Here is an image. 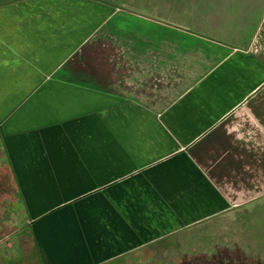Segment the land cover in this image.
I'll list each match as a JSON object with an SVG mask.
<instances>
[{
	"label": "crops",
	"instance_id": "1",
	"mask_svg": "<svg viewBox=\"0 0 264 264\" xmlns=\"http://www.w3.org/2000/svg\"><path fill=\"white\" fill-rule=\"evenodd\" d=\"M195 1L233 20L121 42L103 88L64 65L105 3L0 0V134L53 264H104L264 195V0Z\"/></svg>",
	"mask_w": 264,
	"mask_h": 264
},
{
	"label": "rangeland",
	"instance_id": "2",
	"mask_svg": "<svg viewBox=\"0 0 264 264\" xmlns=\"http://www.w3.org/2000/svg\"><path fill=\"white\" fill-rule=\"evenodd\" d=\"M95 5L98 3H105V12L100 14L97 10V16L95 19V25L101 26L96 29L94 33L86 40L82 47L79 48L74 57L68 59L64 65L65 70L72 74L78 69L81 71V75L86 78H91L92 81H96L98 87L105 88L106 84H110L111 78H113L114 87L119 86L120 83V70L118 74L111 73L110 64H107V70L105 69L106 56L109 58L112 56L115 60L120 61V53L126 54L130 51L127 48L121 47V42L126 41H138L143 39H166L168 31L164 29L167 25L172 26H188L191 30H200L201 23L205 19L206 21L223 22L233 20V10H227L218 12L216 14V8L211 5L200 6L201 1L195 0H89ZM104 1V2H103ZM261 4V3H260ZM259 4L256 11L262 7ZM82 13L79 17L82 24L91 21L88 17V9L93 11V6L83 7ZM200 7L205 10L202 12ZM108 9L112 10L110 13ZM110 13V14H109ZM215 13V15H212ZM86 14V15H85ZM90 23H93L92 21ZM151 26L161 29L152 28ZM209 36H216L219 32L213 28L206 31ZM117 56V57H114ZM107 71V73H106ZM88 83L91 81L87 79ZM80 82L82 80H75ZM83 81H85L83 79ZM2 151L0 149V157ZM8 192H11L13 187L7 185ZM6 195L0 196V199H6ZM264 201V198L261 199ZM261 200H253L249 202L241 209L248 211L246 215H240L234 218V212H228L223 215L216 216L206 222L195 224L184 228L179 233L169 235L167 238L161 241L164 246H170L172 261L175 264H181L185 255L190 257L191 253L208 252L214 249V243L216 240L222 241L228 236L231 224L240 226L246 224L251 225L255 230L262 231L264 225V207L260 208L258 203ZM253 210V211H252ZM245 211H243L244 213ZM30 217L28 210L24 208L16 209V225L17 228L27 227V219ZM253 224V226H252ZM258 225V226H256ZM31 227V225H29ZM248 227V228H251ZM264 230V228H263ZM248 233V230H245ZM227 235V236H226ZM230 235V234H229ZM232 235V234H231ZM156 242V241H155ZM150 243L149 245L154 244ZM17 244L16 258L20 260V249ZM147 245V246H149ZM255 248V247H254ZM140 250V251H139ZM43 260L45 264H53L51 258L46 254L44 249H41ZM153 252L148 248H140L138 250L130 251L126 254L118 256L117 258L107 261V264H148L152 261L141 262L148 256H152ZM186 257V258H187ZM155 258V257H154ZM6 264L7 261H6ZM153 264H162L161 259H155Z\"/></svg>",
	"mask_w": 264,
	"mask_h": 264
},
{
	"label": "trees",
	"instance_id": "3",
	"mask_svg": "<svg viewBox=\"0 0 264 264\" xmlns=\"http://www.w3.org/2000/svg\"><path fill=\"white\" fill-rule=\"evenodd\" d=\"M0 149L2 151V156L0 157V196L6 195L7 197L6 199L0 200L9 201L16 209L24 208V210H26L25 199L19 187L17 178L14 174L12 161L10 159L6 145L3 142L1 134ZM7 185H11L13 187V189H11V192L6 191L8 190ZM263 198L264 195L259 196L254 200H261ZM249 202H246L241 206L234 207L227 211L219 213L218 215L210 217L207 220H210L216 216L223 215L228 212H234V218H237L240 215H246L247 213L249 214V212H246V210L244 209L236 212L237 209H241V207H244ZM258 205L260 208L264 207V201H259ZM243 211L245 212L243 213ZM207 220L202 222H206ZM27 225L29 226L28 223ZM231 225L232 226L230 228V231L228 232V236L226 235L227 237H225V239H222V241L216 240L214 243L215 247L212 251L210 250L206 253L201 252L198 254L191 253L190 257H187V255H185L184 257H182L183 260L181 264H264V225L262 226L261 232L258 231V228L257 230L253 229L251 225ZM246 229L248 230V233L245 231ZM180 231H178L177 233H179ZM164 239H160L152 245L143 247L150 249L153 252V255L148 256V258H146L145 260H141V262L147 261L148 263V261L153 260L151 263H148L153 264L155 259L159 258L162 260V264H175L174 261H172L173 257H171V247L164 246L161 244V241Z\"/></svg>",
	"mask_w": 264,
	"mask_h": 264
},
{
	"label": "flooded vegetation",
	"instance_id": "4",
	"mask_svg": "<svg viewBox=\"0 0 264 264\" xmlns=\"http://www.w3.org/2000/svg\"><path fill=\"white\" fill-rule=\"evenodd\" d=\"M31 227L16 225V208L7 200H0V264H45L41 245ZM19 242L20 260L16 258Z\"/></svg>",
	"mask_w": 264,
	"mask_h": 264
}]
</instances>
